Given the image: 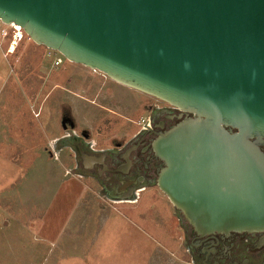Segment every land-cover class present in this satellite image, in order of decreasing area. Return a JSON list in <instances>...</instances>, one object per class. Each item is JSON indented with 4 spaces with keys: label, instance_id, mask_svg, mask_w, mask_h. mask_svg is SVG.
<instances>
[{
    "label": "water",
    "instance_id": "95a60500",
    "mask_svg": "<svg viewBox=\"0 0 264 264\" xmlns=\"http://www.w3.org/2000/svg\"><path fill=\"white\" fill-rule=\"evenodd\" d=\"M0 21L192 115L151 141L149 183L198 237L264 232V0H0Z\"/></svg>",
    "mask_w": 264,
    "mask_h": 264
},
{
    "label": "rangeland",
    "instance_id": "374dc122",
    "mask_svg": "<svg viewBox=\"0 0 264 264\" xmlns=\"http://www.w3.org/2000/svg\"><path fill=\"white\" fill-rule=\"evenodd\" d=\"M2 53L0 48V264H149L154 254L147 237L152 231L128 216H124L127 221L108 222L93 246L87 242H91L89 233L83 240L77 231L64 232L73 207L66 203L58 207V202L65 199L63 182L75 178L62 177L67 150L62 149L60 159L54 160L58 141L66 134L61 127L62 110L73 118L76 130H80V118L96 110L97 104H91L81 117L71 112L69 107L78 103L71 99L77 84L99 86L102 93L110 92L115 101L131 110L127 122L122 114L99 112L103 120L98 127L108 136L117 129L134 132L146 115L141 106L149 100L158 104V100L128 87L119 88L102 74L33 44L25 35L11 55L3 57ZM56 58L61 62L53 66ZM53 135L58 140L48 141ZM53 150L49 158L48 151ZM158 211L152 207L146 215ZM130 222H136L140 230ZM31 235L44 236L54 244L41 249Z\"/></svg>",
    "mask_w": 264,
    "mask_h": 264
},
{
    "label": "crops",
    "instance_id": "0c3cea01",
    "mask_svg": "<svg viewBox=\"0 0 264 264\" xmlns=\"http://www.w3.org/2000/svg\"><path fill=\"white\" fill-rule=\"evenodd\" d=\"M94 89L95 87L85 82L77 84L73 90L74 93L72 92L73 97L71 99L78 101L76 105L69 107L74 115L81 117L83 111L87 110V106L93 102L100 106L96 107V110L88 112L86 118H80V130L86 129L89 140L95 144L94 148L92 147L93 151L86 149L77 151L78 162L66 147L62 148L68 152L65 160H63L64 164H62L64 166L62 177L69 174L76 179L63 182L62 191L65 194V199L58 202V207L64 203L73 207L64 223V232L77 231L83 240L89 233L88 237H91V242L89 240L87 242L89 246H93L98 237L105 233L108 222H120L127 219L124 216H128L130 220L133 219L138 222L141 227L147 228V224L152 231V236L147 237L149 238V247L153 249L152 254H154V256L149 257V264H184L180 240L182 227L179 215L155 185L150 183L135 185L136 171L133 172L128 166L123 169V164L119 163L120 156L116 154L120 150L111 148V138L119 141L125 139L129 136V128L125 127L128 132L117 129L113 135L108 136L98 127L101 122L99 112L105 114L112 112L119 116L122 114L123 118H126L131 110L121 106L120 102L114 100L115 97L110 95V97L105 96L103 98L97 96L98 87L97 90ZM71 119L73 120L72 117ZM125 121L127 122V120ZM53 138H57L56 135H53L48 141ZM45 150L46 148H44ZM107 151H113V153L109 155L106 153ZM61 152L59 151L58 158L54 161L60 159ZM48 156L51 158L49 154ZM125 174H130L132 181L122 182ZM132 187L138 188L134 194L131 192ZM152 207H157L159 211L147 216L148 209ZM136 222L135 225L130 223L133 228L140 230V226H137ZM21 232L23 233V231ZM31 237H34L33 243L36 242L41 249H50L54 244L50 243V240L44 236L31 235Z\"/></svg>",
    "mask_w": 264,
    "mask_h": 264
},
{
    "label": "flooded vegetation",
    "instance_id": "af4514ba",
    "mask_svg": "<svg viewBox=\"0 0 264 264\" xmlns=\"http://www.w3.org/2000/svg\"><path fill=\"white\" fill-rule=\"evenodd\" d=\"M106 79L119 88L126 87L107 77L104 78V80ZM66 81L67 84H70V77H67ZM94 90L97 89L95 88ZM98 95L100 97L109 95L115 97L110 92L102 93L99 86ZM91 104H94V102ZM96 104V107L100 106L98 103ZM141 107L146 115L139 121L140 123L137 122V129L125 139H121V141L114 138L110 140L111 148L120 150L116 154L120 156L119 163L123 164V169L128 166L133 172L136 170L135 185L140 183L148 184L155 177V172L162 166L161 162L152 156L150 148L151 141L156 137L157 133L164 132L180 120L192 116L180 112L159 100L158 104H155L152 100L146 101ZM63 111L60 113V120L64 122L65 128H62V130L67 135L62 136L58 141L57 149L61 151L62 148L66 147L74 159L79 162L77 151L81 149L93 151L92 147L94 148L95 144L89 140L86 129L76 130L70 115ZM110 113L118 116L115 113ZM124 120L130 121L129 116L124 118ZM70 124L72 125L71 128L69 127ZM262 151L264 153V148H262ZM54 153V150L52 152L48 151L50 157ZM106 153L110 155L113 151H107ZM129 154L130 156H128ZM180 222L182 227L180 240L184 264H264V232L213 233L198 237L191 233L190 228L186 227L182 220Z\"/></svg>",
    "mask_w": 264,
    "mask_h": 264
},
{
    "label": "built area",
    "instance_id": "2783aa9c",
    "mask_svg": "<svg viewBox=\"0 0 264 264\" xmlns=\"http://www.w3.org/2000/svg\"><path fill=\"white\" fill-rule=\"evenodd\" d=\"M23 37L24 34L20 28H16L12 23L4 24L0 21V48L3 52V57L11 55L22 41ZM60 62V59L56 58L53 62V66H58Z\"/></svg>",
    "mask_w": 264,
    "mask_h": 264
},
{
    "label": "bare ground",
    "instance_id": "6f19581e",
    "mask_svg": "<svg viewBox=\"0 0 264 264\" xmlns=\"http://www.w3.org/2000/svg\"><path fill=\"white\" fill-rule=\"evenodd\" d=\"M16 28H19V26H17V25H14Z\"/></svg>",
    "mask_w": 264,
    "mask_h": 264
}]
</instances>
